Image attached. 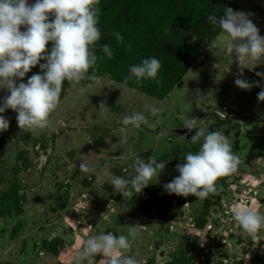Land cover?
<instances>
[{
  "label": "rangeland",
  "instance_id": "374dc122",
  "mask_svg": "<svg viewBox=\"0 0 264 264\" xmlns=\"http://www.w3.org/2000/svg\"><path fill=\"white\" fill-rule=\"evenodd\" d=\"M177 1L141 0V4L148 15L158 16L181 7ZM217 1L218 10L211 15L219 18L225 8L244 12L264 36V0ZM139 4L140 0H100L97 79L75 85L64 81L45 129H19L15 111L6 109L2 114L9 128L0 132V264H72V257L89 236L101 231L126 235L134 225H139V235L125 254L139 264H264V229L256 239L241 235L231 217L236 204L264 212V101L257 99L264 79L256 75L264 73V62L244 68L241 76L235 53L226 52V37L208 22L207 14L201 18L202 38L194 28L182 39L180 28L162 32L160 24L166 17L154 22L163 39L168 38L163 47L169 50L165 58L149 45H131L129 50L126 45L142 37L138 28L132 25L135 35L131 38L123 33V44L116 42L113 32L121 33L122 18L135 20L133 8ZM191 4L202 6V1ZM103 44L111 47V59L101 51ZM51 45L46 44V51ZM184 45L186 56L180 53ZM147 57L161 61L160 83L133 78L125 85L129 65ZM187 63L184 74L171 83L175 69ZM38 72L39 65L26 73L23 82ZM237 78L260 86L240 89L234 84ZM87 84L91 86L81 95L79 88ZM6 95V90H0V97ZM146 106L162 111L153 117ZM134 112H142L149 123L160 122L155 128L124 126L122 117ZM187 119H197L189 137L179 132ZM198 130H220L228 136L240 160L238 169L218 178L216 184L222 190L204 200L167 194L162 186L179 174L175 165L185 153L199 148V142L191 141ZM124 135L127 142L121 140ZM43 142L52 146L51 161L37 169L33 147ZM153 155L158 163L165 162L157 182L154 177L153 183L132 198L113 191L110 176L105 174L106 163L112 175L130 178L135 159L147 162ZM80 163L94 165L95 170L80 171ZM13 189L18 195L15 205L8 197ZM101 258L97 254L91 263Z\"/></svg>",
  "mask_w": 264,
  "mask_h": 264
},
{
  "label": "clouds",
  "instance_id": "9594fccd",
  "mask_svg": "<svg viewBox=\"0 0 264 264\" xmlns=\"http://www.w3.org/2000/svg\"><path fill=\"white\" fill-rule=\"evenodd\" d=\"M99 2L100 0H34V3L29 4V0H0V90L8 93L0 97V132L9 128L8 118L2 115L6 109L15 111L19 129H45L50 114L58 105L64 81L75 85L85 79H97L95 70L98 57L95 45L101 39L98 27ZM207 20L226 37L225 50L231 56L235 53L241 76L244 68L252 69L264 62V36L259 34V29L247 14L225 8L223 16L217 18L216 15H208ZM113 36L118 43L123 44L124 38L119 31L113 32ZM49 42L52 45L46 51V44ZM100 47L105 57L111 59V47L108 44ZM126 47L131 50V44ZM37 65L41 72L32 74L23 82L26 73ZM160 69L161 61L158 58H144L139 64L129 65V74L125 77L124 84L133 78L137 82L153 80L160 83ZM256 75L264 79V73L257 72ZM234 84L243 90L260 86L259 82L250 83L240 78ZM90 86L82 85L79 93L85 94ZM257 99L264 101V89L257 94ZM146 108L153 117H157L162 111L154 106ZM159 122L157 119L149 123L142 112L125 115L121 120L124 126L131 125L135 128H140L142 124L155 128ZM196 124L197 119H187L184 127L191 130L195 129ZM121 140L127 142V136H122ZM191 141L193 144L199 142L198 150L184 154L182 162L175 165V171L179 174L162 187L170 195H192L197 200H204L209 194L222 190L216 184L217 179L236 172L240 160L233 151V143L220 130L207 133L198 130L191 136ZM132 166L134 174L130 178H124L112 175L110 165H104L113 191L124 197L132 198L134 194L141 193L149 183H153L154 177L157 182L165 162L158 163L157 156L153 155L147 162L137 157ZM79 170L93 172L95 166L80 163ZM231 217L241 235L256 239L258 232L264 229V212L258 208L236 204L231 208ZM138 226H130L126 235L101 231L89 236L72 257V264H85L86 261L91 264L97 254L102 257L97 264H139L137 259L125 254L139 235Z\"/></svg>",
  "mask_w": 264,
  "mask_h": 264
},
{
  "label": "trees",
  "instance_id": "16d2710c",
  "mask_svg": "<svg viewBox=\"0 0 264 264\" xmlns=\"http://www.w3.org/2000/svg\"><path fill=\"white\" fill-rule=\"evenodd\" d=\"M149 1L150 0H147V2ZM191 1L192 0H178L177 2H180L179 4L181 5V7L177 6L175 10L169 14H164L160 9L161 12L158 13L160 16L159 15L156 16V15H153L152 13L148 15V10L141 4V0H140V4L136 8H133V11L135 14V20H133L132 18L131 19H123V18L121 19V27L119 29H121L122 36L124 33L128 37L131 38V35H135L131 32L132 25L136 26L138 28L139 33L142 35V37H140V39H133L131 45H133L134 47L139 46L140 44L149 45L153 51L158 49L156 51L157 55L161 52L160 55L164 54V58H165V56H168L169 54V50L167 48L169 44H166L167 49H163V47L166 43L165 40H167L168 38H167V35L164 34L167 39L165 40L163 39L162 35L158 32V28L156 26L157 23L154 24V22H156L157 20L161 21V17H166V20L164 18V21L160 24L159 30H161L162 32H164L165 29L173 30L176 28H180L182 31L180 39H182V37L184 38L188 35V33H190L191 28H194V32L196 33V35L199 38H202L204 36L202 32V28H200L202 16L207 14V17H208V15H211L212 13H215L218 10L217 0H200L202 1V6H198V7L196 5L192 7ZM198 21L199 23H197ZM205 26H206V23H205ZM115 27L117 28V26ZM156 30L159 36L153 37V34ZM158 37L160 40L157 39ZM153 39H156L160 43L162 48L156 47V44ZM147 40H150L151 42L148 44ZM142 42H145L146 44H143ZM111 45H115V43H112ZM187 49H188L187 45H184L180 53L181 54L184 53V56H186L187 51H188ZM188 67L189 65L187 63L184 67L179 66V68L175 69L173 80L171 83L173 84L176 83L179 80V78L184 74V72L187 70ZM112 76L115 78V80H119V77H116L114 75ZM134 81L136 80L134 79ZM133 86L136 87L137 85H133ZM136 88H139V87H136ZM141 90H143L146 93H149V91L146 89H141ZM42 144H44V142ZM16 189H13L10 195L8 194L9 195L8 197L12 198V204L14 205L17 203L16 198L18 197Z\"/></svg>",
  "mask_w": 264,
  "mask_h": 264
},
{
  "label": "built area",
  "instance_id": "2783aa9c",
  "mask_svg": "<svg viewBox=\"0 0 264 264\" xmlns=\"http://www.w3.org/2000/svg\"><path fill=\"white\" fill-rule=\"evenodd\" d=\"M33 153L35 154L34 163L36 168L41 169L42 166L46 165L52 154V146L49 142L44 144L37 143L33 147Z\"/></svg>",
  "mask_w": 264,
  "mask_h": 264
},
{
  "label": "water",
  "instance_id": "95a60500",
  "mask_svg": "<svg viewBox=\"0 0 264 264\" xmlns=\"http://www.w3.org/2000/svg\"><path fill=\"white\" fill-rule=\"evenodd\" d=\"M182 135L189 137L193 133V129L189 130L187 128H184L183 130L179 131Z\"/></svg>",
  "mask_w": 264,
  "mask_h": 264
}]
</instances>
